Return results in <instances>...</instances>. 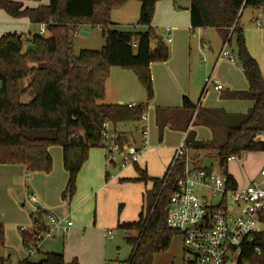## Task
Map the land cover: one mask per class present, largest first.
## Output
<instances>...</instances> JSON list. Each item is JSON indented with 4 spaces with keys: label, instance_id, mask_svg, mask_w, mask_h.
I'll return each mask as SVG.
<instances>
[{
    "label": "trees",
    "instance_id": "obj_1",
    "mask_svg": "<svg viewBox=\"0 0 264 264\" xmlns=\"http://www.w3.org/2000/svg\"><path fill=\"white\" fill-rule=\"evenodd\" d=\"M128 1L0 0V12L12 19L26 20L31 25H46V35L50 33L49 37L34 35L26 52L23 34L7 33L0 38V165H23L29 173L49 174L53 168L49 149L60 147L63 167L69 176L62 195L66 201H72L77 194L78 176L90 150L102 148V124L108 121L118 130L121 125L139 123L154 97L150 66L170 59L169 49L158 31L152 28V21L157 3L184 0H135L141 5L137 25L147 30L118 31L112 22V12ZM190 2L193 30H215L228 47L233 39L236 40L241 68L249 86L248 92L238 96L253 102L246 115L209 112L225 121L223 143H196L195 137L190 140V133L186 139L191 151L209 149L217 152L220 166L226 169L222 176L226 187L234 189L238 183L228 173L229 158H241L245 153H264V144L253 141L257 133L264 131V76L259 63L247 50L244 29L240 26L244 10L251 8L259 12L264 0ZM86 26L99 29L104 46L100 51L82 50L76 55L74 36ZM113 67L135 71L147 92V104L134 108L103 104ZM24 82H27L25 86ZM203 93L204 90L201 98ZM27 96L32 99L24 103ZM198 105L184 98L182 111L187 113V125L193 114L199 112ZM168 111L177 110L156 109L160 134L167 123L164 124L163 119ZM133 167L138 173L135 181L145 185L151 183V189L143 196L138 221L117 226L126 235L133 233L126 239L133 250L123 263L154 264V257L167 251L173 238L180 235L168 228L167 214L182 168L178 165L170 173L168 167L159 179L149 177L138 164ZM47 215L46 211L39 210L33 215V228L21 232L24 248L36 243L38 236L46 232ZM4 241L0 224V245H4ZM257 250L261 251L260 256ZM242 258L250 264H264V231L255 236L253 245L243 250ZM19 264L80 263L77 260L68 263L63 253L52 252L46 253L39 263H33L27 257Z\"/></svg>",
    "mask_w": 264,
    "mask_h": 264
},
{
    "label": "rangeland",
    "instance_id": "obj_2",
    "mask_svg": "<svg viewBox=\"0 0 264 264\" xmlns=\"http://www.w3.org/2000/svg\"><path fill=\"white\" fill-rule=\"evenodd\" d=\"M2 14L4 15V13ZM126 14L127 13H121L120 11H113L112 18L117 15L116 23H132L138 19V17L136 16L134 20L129 19L128 21H126L127 18L131 17V13H129V15L127 14L128 16H126ZM260 14V12H255L253 9L247 8L246 10H244L243 15L240 19V26L244 29V37L247 50L249 51L250 55L259 63L262 74L264 76V36L261 32L256 29L254 21L257 17L260 16ZM5 27L6 26L2 25V22L0 21V38L3 35ZM84 28L85 27H83L82 29ZM19 29L23 34L24 52H26V50L30 48V40L33 38V36L39 35L38 32L40 27L37 25H32L28 28L21 27ZM84 30L87 31L86 33H89L90 35L81 36L80 33H77L74 36V54L76 55H78L79 52L82 50L99 51L103 47V37L98 28L86 26ZM123 31H132V28H128ZM196 33L197 34L193 39V44L197 49L199 44V33ZM208 35L212 39V43L214 45L213 48L220 49L223 45V41L219 37L220 35L218 36L217 32L214 33L212 31H209ZM49 36L50 33H47L45 37ZM165 44L167 46L169 45L166 42ZM228 49L233 52L232 54L237 60L236 65L238 67H233L236 71L234 73V84H228L224 80L226 77L225 75H227V73L222 71V68L227 65L221 66L217 73L216 80L224 88V91L222 93L210 94V92L214 91L213 89H211L205 95V97L207 95H209V97L207 98V101L203 103V107H209L212 104L213 100H216L221 95L228 93V90L232 92L233 89L238 87V85H240L242 82L244 84V79L246 80L245 83L248 85L247 79L245 75H243V70L241 68V62L238 57V47L235 39L232 40L231 45L228 47ZM217 51L218 50H215V52ZM208 54L209 53H206V51H198L193 64L188 65L185 68V75L183 78L184 84L185 86L190 87L187 90L186 96L189 97L191 100L196 101V103L198 102L201 90L205 85L206 78L210 77L212 74L213 61L210 60ZM205 59L206 62L204 63ZM207 59L209 60L208 62ZM112 72L113 76L110 77L111 80L109 81V88L113 90V93L116 96L121 97L125 104L135 102L137 105H145L148 103L147 92L145 88L141 85L134 70H124L121 68L113 67ZM151 77L153 81L152 85L154 97L153 100L149 103L150 108L161 105H175L176 103L182 101V98L180 96L181 86L176 82V80H174V82H171L170 85H167V83H165L161 79L160 75L155 73V75L151 74ZM26 84L27 82H24L23 86H25ZM106 98L108 97L105 96V100L103 102H106L107 100L109 101V99ZM31 99V96H27L24 99V103H29ZM215 103L217 104V107L219 109H223L226 113L240 114L242 111L240 107L241 105L231 106L226 101H219ZM209 112L224 113L223 111H211L207 109H202L198 113L195 112L193 114L191 121L193 124L192 126H194V124L196 126H194L193 128L195 131L197 130L196 133H202L201 136L207 137L205 139L210 141H197V135L193 131L190 133V140L191 138L195 137L196 143L214 142L216 145H218L225 141L226 133H224V129L222 127H224L226 124L225 121H222L223 119L218 118L219 116L215 118ZM147 113L150 114V111H147ZM165 113L166 115L164 117L174 116L176 114L172 111H168ZM199 123H201V125H203L205 128L198 126ZM182 140L183 138L181 139V141ZM173 141L178 142L179 138H176V135L171 130L167 129L164 130L162 134H160V132L157 134L156 143L161 146L167 147L168 144L172 143ZM166 150L160 151L163 152L161 154L162 158H159L157 156L159 152H152L147 155L146 158L140 163V168L144 169L146 167L148 173L151 176L156 178H163L172 161L171 160L170 162H167L165 160L164 156L167 154ZM190 154L191 157H193L194 161H196L201 167L211 169L221 176L224 175L226 169H223L220 166L216 151L208 149L200 152L191 151ZM50 155L53 159L52 171L49 174L42 172L33 173L37 176L36 178H39L42 181V183L46 181L45 184L42 185L43 192L39 194L33 191V189L29 190L28 197L25 200V206H23L24 202H19L17 205H15L14 203H12L11 200L8 204L2 203L0 205V223L3 225V233L5 238L4 245H0V259L4 260L5 264H19V262L23 258L28 257L26 248H24L22 243L21 232L22 230L27 228V226H25V221H22L23 215H21V212H24L28 214V216H30L35 213L37 214V212L41 210L40 204H35L28 200L29 195H35L38 198L39 202H42L44 199H47L51 207L58 208L57 210L63 212V217L65 216V214L72 213L71 219L78 227L85 228L87 227L85 225L86 223H90L91 227H93L95 215L97 216L98 212H103L104 214H106L109 219L116 223L114 227H111L109 226V224H106L107 228L111 229L114 234V240L106 241V247L108 246L109 250L107 253L108 259H111L108 264H119L127 261L131 256L133 249L127 243L126 239L129 236L133 235V233L126 235L125 232L118 230L117 226L118 224L122 223H134L138 221L142 206V194L143 192H145V187L142 184L133 180L131 182L132 185H130V188L122 190L115 189L110 192V195L107 200H101L98 203L96 195L98 194L97 189L99 188V186L97 182L98 178L96 175L99 173V171H101V166L104 167L105 172H107V170L111 171L112 169L110 164L107 162L105 150L103 148L97 147L90 150L89 158L84 164L82 171L78 176L77 194L72 199V201L63 200L62 194L60 192H55V190H52L50 192V189L54 188L56 185L57 188L59 187L60 191V186L62 187V182L63 187H65L64 183L68 181V173L63 167L61 148L58 146L51 147ZM263 163L264 153H245L241 156L240 161H230L227 166V170L229 175L237 178L240 181V185L244 186L258 179L259 171L261 168L264 167H262ZM133 170H135V172L137 173L136 169ZM26 185H28L29 187L32 186L31 181L26 182ZM149 189L150 188H147V190ZM64 191L62 193H64ZM80 191H82L81 194L79 193ZM122 195H127L131 198V201H133L132 206L130 202H123V200H121L120 197ZM11 198L12 197H10V199ZM33 221L34 217L33 219H30L31 223ZM63 238L64 237H58L56 245H53L54 242L49 240H45L44 242H42L41 252L37 256L31 258L32 262L39 263L45 258L46 253L53 251L56 252V250H52L54 249L53 247H57V252L64 253L65 249L66 251L71 252V254H74V250L72 248L70 249L69 245L66 244L67 246L65 245L66 247L64 248L62 244V242L64 241ZM100 240V245L102 244L103 247L104 240L101 238ZM68 242L69 241L67 240V243ZM95 244L99 246L98 241H96V243L90 245V248H93L92 251L94 253H97L99 258V256L101 255V251L95 250L98 249L95 248ZM102 247H100V249H102ZM79 249H82V247H79ZM190 261H193V255L191 254V252L185 251L182 235L174 237L171 242L170 248L167 251L157 254L154 257V264H189L188 262Z\"/></svg>",
    "mask_w": 264,
    "mask_h": 264
},
{
    "label": "crops",
    "instance_id": "obj_3",
    "mask_svg": "<svg viewBox=\"0 0 264 264\" xmlns=\"http://www.w3.org/2000/svg\"><path fill=\"white\" fill-rule=\"evenodd\" d=\"M44 3H45V1H44ZM190 6H191L190 0H184V1L177 2V3H174L172 1H162V2L157 3V5H156L154 18L152 21V28L155 29L156 31H158V33H159L158 35H160V38L164 40V43L165 42L168 43V42L166 41V37L163 36L161 31L164 28L172 29V31H171L172 41H171V43H168L169 44L168 46L166 45L169 49V52H170V59L168 60V62L162 63V64L161 63L152 64L150 66V72L152 75H155V73L160 75L161 79L165 83H167V85H170L171 82H174V80H176V82L181 86V93H180L181 95L180 96L182 98V101L179 103H176L175 105H161V106H157V107H153V108H150V107L148 108V112L150 111V114H148V116H149V135H148V140H147L149 150L144 153V155L141 157L140 161L138 162L139 167H141L140 163L146 158L147 155H149L152 152H159L157 154V156L159 158H162L161 154L163 152H160V151H163L166 149H167L166 150L167 154L164 156V158L167 162H170L172 160L171 158L173 157L174 151L184 141H186L188 134L191 133L192 131L194 133H196L197 130L195 131L193 129L195 124H194V126H192L193 125L192 121L187 125V121L185 119V116L187 115V113L182 111V108H183L184 98L189 99V101L194 105H198L199 101L201 100V95H202V91L204 89V86L201 90L198 102L196 103V101H193L189 97L186 96L187 90L190 87L185 86L184 80H183L184 75H185V68L188 65L193 64L198 51H200V52L206 51V53H209L208 54L209 58L211 61H213L212 62L213 67H212V74L211 75H214L215 79L217 78L216 76H217V73H218L220 67L223 65H227V66H224L222 68V71H224L228 75V76L225 75L226 77L224 80L228 84H234V80H235L234 79V77H235L234 73L236 72L234 68L238 67L236 65L237 63L232 64L226 60H224L220 63L217 62L219 54H220L221 50L223 49L224 42H223V45L220 49L219 48L214 49L212 39L210 38L208 33H209V31H212L214 33L217 31L212 30V29H207V30L206 29H196V30L192 29L191 19H190ZM140 7H141V5L139 2H137L135 0H130L124 6H122L119 9H116L114 11H120L121 13H127L128 15H129V13H131V17L127 18V20H126V21H128L129 19L134 20V18L136 16L139 19ZM2 13L3 12H0V21L2 22V25H5L7 27V28L5 27V30L3 31V35L7 34V33L22 34V32L19 28H21V27H27L28 28L29 26H32L26 20L12 19L9 16H7L5 13H4V15ZM127 14H126V16H128ZM116 17H117V15L114 16V18H112V22L115 24L114 28L118 31H123V30L128 29V28H132V31H123V32H136V31L140 32V31H146L147 30L146 28L139 27L137 25L138 19L132 23H116ZM84 29H80L79 33L87 32ZM258 31L261 32L260 30H258ZM196 32L199 33L198 34L199 44H198L197 49L195 48V46L193 44V42H194L193 39L197 34ZM38 34H39V32H38ZM217 35L219 36L218 32H217ZM103 46H104V39H103ZM215 50H218V51L215 52ZM231 53H233V52L231 51ZM208 61L209 60L207 59V62ZM205 62H206V59L204 60V63ZM110 74H111L110 77H112L113 76L112 69H111ZM243 75H244V73H243ZM110 80H111V78L106 83V97H108L106 99H109V101L107 100L106 102H103V104L121 105V106L122 105L123 106L124 105H127V106L128 105H136V106H138L135 102H130L129 104H125L124 101L121 99V97L116 96L113 93V90H111L109 88V85H110L109 81ZM245 81L246 80L244 79V84L242 82L240 85H238V87L234 88L232 92L228 90V93L221 95L216 100H213L212 104L209 107H203V103H205L207 101V98L209 97V95H207L206 97L203 98L202 102L198 105V108H199L198 110L200 111L202 109H207V110H211V111H223V112H225L223 109H219L215 102L226 101L231 106H238V105L240 106L241 105L240 106L242 109L241 113H244V114H241V113L240 114H232V113H226L225 112L227 115H231V116H233V115H246L250 111V109L253 107V102L249 101V100L242 99L238 96V94L248 92V90H249V86L245 83ZM223 91H224V88L222 91H219V92L212 91V92H210V94L211 93H222ZM157 108L177 110V111H175L176 114L174 116H167L163 119L164 124H165V122H167L164 130L168 129V130L173 131V133L176 135V138H179L178 142L173 141L172 143H169L167 147L161 146V145L156 143L157 134L159 133L158 118H157V113H156ZM151 111H152V113H151ZM198 126L204 127L203 125H201V123H199ZM142 128H143V126L140 123H136V124H132V125H121V126H119L118 130L121 134L122 142L127 144V145H135V146L142 145V143H143V138L141 135ZM197 128H199V127H197ZM182 133H184V134H182ZM201 134L202 133H200V134L196 133L197 141H199V140L210 141V140L205 139L207 137H204V136L202 137ZM182 138H183V140L181 141ZM195 140H196V138H195ZM180 142H181V144H180ZM49 152H50V149H49ZM263 166H264V163L262 164V167ZM111 169H112L111 171L107 170V172H105L104 167L101 166V171H99V173L96 175L98 178L97 182H98V186H99V188L97 189L98 194L96 195L98 203L101 200H107L109 195H110V192L115 190V189L122 190V189L130 188V185H132L131 182L138 178V173H136L135 170H133V169H135L133 166L127 167L124 169H121V168H111ZM142 170H145L149 177L156 178V177L151 176L148 173L146 167ZM36 177L37 176L34 175L33 173L30 174L28 172L27 168L23 165H9V164L0 165V205L2 203L8 204L9 201L11 200L12 203H14L15 205H17L19 202H24L23 206H25V200L28 197V191L29 190L33 189V191H35L39 194L42 193L43 192L42 185L45 184L46 181L42 183V181ZM161 178L162 177H159V179H161ZM233 178L236 180V182L238 183V186H239L240 181L235 177H233ZM68 179H69V176H68ZM28 181H31L32 186L29 187L28 185H26V182H28ZM122 181H127V182H122ZM67 183H68V181L64 183L65 187H63V182H62V187L60 186V191H59V187L57 188V185H56L54 188L50 189V192L52 190H55V192H60L63 195L62 192L65 190L64 188H66ZM140 184H142L145 187V192H146L147 188L151 189V183L148 185H145L143 183H140ZM145 192H143V194H142V206H143V196H144ZM37 193H35V194H37ZM79 193L81 194L82 191H80ZM32 196L36 197L35 195H29V199H28L29 201H30V198ZM10 197H12V198L10 199ZM120 198H121V200H123V202H130L131 206H132L133 201H131V198L129 196L122 195ZM98 203H97V205H98ZM35 204H40L41 210L46 211L48 213V215L50 214V215H54L57 217H63L62 215H64L62 211L57 210L58 208L51 207V205L47 199H44L42 202H39V200L37 198V203H35ZM142 206H141V210H142ZM21 215H23L22 221H25V226H27V228H25V229L28 230V229L33 228L34 221L31 223L30 219H33V215L35 216L36 213L28 216V214L21 212ZM64 217H67L70 220H72L71 219L72 213L65 214ZM46 221H47V218L45 219V223H46ZM73 223H74V221H73ZM106 224H109V226L114 227L116 223H114L111 219H109L106 216V214H104L103 212H98L97 216L95 215V221L93 222V227H91L90 223H88V224L86 223L85 225L87 227H85V228L78 227L74 223V227L71 229V231L69 232V234L67 236H64V238H63L64 241L62 242L64 248L67 245H69L70 249L72 248L74 250V254H71V252L66 251L64 249L65 252L63 254H64L66 262L70 263L73 260H77L80 264H108V262H110L111 259H108L107 253L109 250H108V246L106 247V241H112V240L106 239L105 234H106V232L112 231V230L107 228ZM100 238L104 240L103 247H102V244L100 245V241H101ZM57 239L55 241H52V242H54L53 245L57 244L56 243L58 241ZM67 240L69 241L68 243H67ZM96 241H98L99 246L95 244V248H98L95 250L101 251V255L99 256V258H98L97 253H94L92 251L93 248H90V245L96 243ZM79 247H82V249H79ZM100 247H102V249H100ZM53 248L54 249H52V250H56V252L53 251L54 253H60V252H57V247H53ZM58 250H61V249H58ZM89 251H92V252H89ZM49 253H52V252H49ZM25 258H27V257H25ZM25 258H23L22 260H24ZM0 260H2V259H0ZM114 263H117V262H114Z\"/></svg>",
    "mask_w": 264,
    "mask_h": 264
},
{
    "label": "built area",
    "instance_id": "obj_4",
    "mask_svg": "<svg viewBox=\"0 0 264 264\" xmlns=\"http://www.w3.org/2000/svg\"><path fill=\"white\" fill-rule=\"evenodd\" d=\"M259 12L261 14L256 18L255 26L264 36V5ZM171 31L170 28L161 31L168 43L172 41ZM45 34L46 25H40L39 35ZM224 60L237 63L227 44H224L217 62ZM211 89L217 92L223 90L214 75L206 78L201 101ZM128 107L134 108L136 105ZM139 123L143 126V143L140 146L121 142L119 130L108 121L102 124L101 147L105 150L111 168L132 167L149 150L147 112ZM253 141L264 144V131L257 133ZM190 153L191 150L184 141L176 148L169 166L170 173L178 165L182 171L176 181V192L170 199L168 228L183 236L185 251L193 255V261L188 262L189 264H250L242 258L243 250L253 245L255 236L264 231V167L259 171L256 181L229 189L221 175L198 165ZM240 160V157L235 156L229 158V162ZM30 202L37 203V198L32 196ZM73 227V221L67 217L47 215V230L42 236H38L36 243L26 248L28 257H35L41 252L42 242L64 237ZM105 238L113 240V232H106ZM257 255H261L260 250H257Z\"/></svg>",
    "mask_w": 264,
    "mask_h": 264
},
{
    "label": "water",
    "instance_id": "obj_5",
    "mask_svg": "<svg viewBox=\"0 0 264 264\" xmlns=\"http://www.w3.org/2000/svg\"><path fill=\"white\" fill-rule=\"evenodd\" d=\"M80 35H81V36H88L89 34L86 33V32H81ZM120 106H121V105H120Z\"/></svg>",
    "mask_w": 264,
    "mask_h": 264
}]
</instances>
